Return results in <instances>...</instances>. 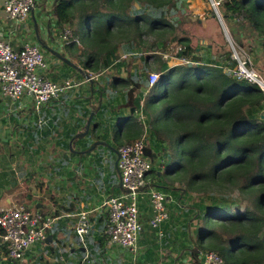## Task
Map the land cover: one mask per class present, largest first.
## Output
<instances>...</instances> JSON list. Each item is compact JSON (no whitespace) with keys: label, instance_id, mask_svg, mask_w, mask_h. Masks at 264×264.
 <instances>
[{"label":"trees","instance_id":"obj_1","mask_svg":"<svg viewBox=\"0 0 264 264\" xmlns=\"http://www.w3.org/2000/svg\"><path fill=\"white\" fill-rule=\"evenodd\" d=\"M136 4L146 11L135 15ZM186 7V0H57L55 11L72 31L67 59L82 74L97 77L122 67L128 73L122 54L141 61L130 79L113 83L125 96L136 83L142 85L135 113L117 114L128 121L114 137L120 146L149 137L165 151L172 182L167 189L196 196L191 206L199 250L217 254L223 264H264V95L257 85L232 75L237 62L231 54V68L199 57L180 28ZM224 10L248 23L264 50V0H227ZM164 55L180 64L170 66ZM144 72L160 79L150 86ZM99 90L104 96L109 91ZM160 90L165 128L149 113ZM175 144L186 158L179 167L173 164Z\"/></svg>","mask_w":264,"mask_h":264},{"label":"crops","instance_id":"obj_2","mask_svg":"<svg viewBox=\"0 0 264 264\" xmlns=\"http://www.w3.org/2000/svg\"><path fill=\"white\" fill-rule=\"evenodd\" d=\"M56 2L36 0L28 18L17 22L10 18L0 1V40L16 51L26 45L38 47L47 63L42 73L46 79L59 84L70 81L73 86L40 109L29 96L9 99L0 88V213L25 208L32 214L53 219L46 239L28 250L21 260L9 257L0 234V264H82L86 259L92 264H202L205 254L194 242V225L198 221L191 206L192 197L182 190L167 189L172 182L166 175L165 151L154 146L149 137L144 142L153 170L146 178L145 191L160 190L168 196L169 219L160 227L162 234L151 228L153 208L149 197L141 194L139 211L143 230L137 252L110 241L106 233L108 212L102 203L109 197L125 194L117 169L120 144L114 137V125L121 122V116H117L121 111L126 115L135 113V95L142 91V87L138 92L137 88H130L125 96L116 93L113 83L119 77L130 79L133 66L142 63L131 66L128 56L122 54L120 60L126 62L128 73L123 67L119 73L112 68L97 77H87L67 65L57 56L69 58L66 47L70 40L63 39L67 26L56 15ZM186 3L183 16L199 19L209 39L215 41L207 30L217 19L208 0H186ZM145 11L136 4L135 15ZM224 14L236 45L241 51L248 50L244 45H253L244 34L249 24L225 10ZM251 38L254 42L260 39ZM256 44V51L261 49L263 58L260 64L264 65V50L259 42ZM197 52L204 58L199 49ZM173 60L176 62H169L170 66L180 64L179 60ZM225 65L231 68L232 63ZM100 88L109 91L104 96ZM83 212L88 213L91 229L82 239L76 225Z\"/></svg>","mask_w":264,"mask_h":264},{"label":"built area","instance_id":"obj_3","mask_svg":"<svg viewBox=\"0 0 264 264\" xmlns=\"http://www.w3.org/2000/svg\"><path fill=\"white\" fill-rule=\"evenodd\" d=\"M0 1L3 2L10 18L17 22L26 20L36 4V0ZM226 1L208 0L213 14L221 23L226 18L224 14ZM223 28L225 31L226 28ZM71 38L72 31L66 27L63 39L69 41ZM163 58L167 62L170 60L169 55H164ZM233 59L237 64L231 70L232 75L237 79L257 85L264 95L262 76L249 67L248 61L240 59L236 50ZM46 69V60L38 47L26 45L23 50L16 51L8 43L0 40V88L7 98L19 99L29 96L33 100L34 106L40 109L73 87L70 81L59 84L46 79L42 74ZM159 79V74H149V85H155ZM144 102L143 99L142 104ZM143 118L145 117L143 116ZM144 149L143 139L133 144L123 145L118 149L117 169L125 194L121 197H109L102 203V207L108 212L106 233L109 235L110 241L132 253L137 252L139 236L143 230L139 211V196L141 194H146L149 197L153 208L150 219L151 228L162 234L160 227L169 219L168 196L160 190L145 191L146 178L152 172L153 165L145 157ZM52 223L53 219L32 214L29 209L25 208H12L0 213V234L7 246L9 257L13 260L23 259L28 250L46 239ZM90 229L88 213L83 212L78 217L76 232L83 239ZM82 264L92 263L86 259ZM202 264H223V260L217 254L210 252L204 255Z\"/></svg>","mask_w":264,"mask_h":264},{"label":"rangeland","instance_id":"obj_4","mask_svg":"<svg viewBox=\"0 0 264 264\" xmlns=\"http://www.w3.org/2000/svg\"><path fill=\"white\" fill-rule=\"evenodd\" d=\"M189 12H190V9H189ZM198 18L200 17L198 16ZM198 20L193 19L192 17H189V16H180V24H181L180 28L184 36L191 38L194 46H196L199 49V51L203 54L205 58L212 59L218 65L226 66L225 64H228V62L230 61L227 59V55L231 54V59L233 61L234 60L233 55L236 50L240 59L248 61L249 67L257 71L264 79V65H261L263 63L262 62L263 58L260 55L261 49H258L259 52L256 51L257 49L256 43L258 41L254 42L251 38V37H254L256 40H258V37L256 36L255 32L253 31L250 25L248 26V28H246L247 30L244 32V34H245V39L248 40L249 43L253 45L249 47V45L246 43V45L244 46L248 50L245 49L244 51H241L239 46H237L234 41L235 39L234 36L231 33H230L231 36L229 35L230 25L228 24L227 18H225V21L223 23H221L218 19H214L215 23H213L212 26H207V30H210V33H212V36L215 37V41H211L209 39V37L206 34L207 32H205V29L202 27V24L200 25L198 23ZM223 27L226 28L225 31ZM213 29H215V32ZM210 48H212V50ZM250 48L254 50L250 51L249 50ZM246 54H248V56H245ZM127 62L129 65L133 66V64H137V62H141V61L135 58L133 59L131 57H128ZM168 62H171V64H173L176 62V60H171L170 58ZM260 62L262 63L260 64ZM144 75L145 77H148V73L144 72ZM141 87L142 85L140 83H137L135 86V88H137L136 89L137 91L139 89L141 90ZM163 91L164 90L159 91L160 96H158L159 98L158 103L149 104V113L151 112L153 116V120H155V122L160 127L165 128L168 126V124H166V121H165V117L167 116V113L162 112V108H161V101H162L163 93H164ZM102 106L103 108H107V105L104 103H102ZM170 122H171V125L175 127L173 120H171ZM124 123H125L124 119L121 120V122H119L116 125L115 129L120 130L122 126L124 125ZM162 130L165 131V129H162ZM174 134H175V137H173V141H175L176 139V143H177L179 140V136L175 131H174ZM172 149H173L172 153H173V158H174L173 164H176L179 167L183 162H185L186 158L182 153H180V149H179V146H177V144H175V147ZM195 198L196 196L192 197L191 199L192 204L195 203L196 201Z\"/></svg>","mask_w":264,"mask_h":264},{"label":"water","instance_id":"obj_5","mask_svg":"<svg viewBox=\"0 0 264 264\" xmlns=\"http://www.w3.org/2000/svg\"><path fill=\"white\" fill-rule=\"evenodd\" d=\"M57 56L63 60L65 63L69 64L70 66H72L73 68H76L80 73H82V69H80L79 67H77L72 61H70L69 59H67L66 57L62 56L61 54H57ZM89 77V76H87ZM264 118V117H263ZM88 130H89V126H88ZM144 154L147 155V150L145 148L144 150Z\"/></svg>","mask_w":264,"mask_h":264},{"label":"clouds","instance_id":"obj_6","mask_svg":"<svg viewBox=\"0 0 264 264\" xmlns=\"http://www.w3.org/2000/svg\"><path fill=\"white\" fill-rule=\"evenodd\" d=\"M142 105H143V104H142ZM143 140H144V139H143ZM120 147H121V146H120ZM120 147H119V148H120ZM145 148H146V147H145ZM144 150H145V149H144ZM144 155H145V154H144ZM145 157H146V155H145ZM146 158H147V157H146Z\"/></svg>","mask_w":264,"mask_h":264}]
</instances>
